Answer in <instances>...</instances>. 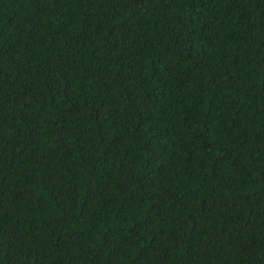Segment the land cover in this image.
Segmentation results:
<instances>
[{
    "label": "trees",
    "instance_id": "obj_1",
    "mask_svg": "<svg viewBox=\"0 0 264 264\" xmlns=\"http://www.w3.org/2000/svg\"><path fill=\"white\" fill-rule=\"evenodd\" d=\"M0 264H264V0H0Z\"/></svg>",
    "mask_w": 264,
    "mask_h": 264
}]
</instances>
